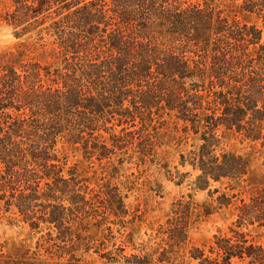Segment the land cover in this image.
<instances>
[{
    "label": "trees",
    "instance_id": "obj_1",
    "mask_svg": "<svg viewBox=\"0 0 264 264\" xmlns=\"http://www.w3.org/2000/svg\"><path fill=\"white\" fill-rule=\"evenodd\" d=\"M0 1L10 4V10L0 9V22L20 29L16 36L49 22L37 35L46 32L62 57V68L52 74L34 63L23 65L20 75L15 57L0 56V202L33 228L52 226L53 246L71 244L76 235L71 223L91 205L80 194L81 180L62 174L54 153L58 138L81 144L85 156L97 160L136 139L143 155L149 134L144 125L129 131L136 118L143 124L153 121L152 114H173L200 134L195 160L204 187L210 180L247 175L243 157L213 152L219 128L253 141L263 138L264 39L254 25L214 18L216 0ZM223 1L264 23V0ZM45 77H52L50 85L43 84ZM7 110L28 114L16 117ZM113 121L122 129L119 134L104 129L110 131L108 147L94 133ZM111 191L102 201L116 217L125 216L117 189ZM188 218L189 207L178 203L162 229L168 249L159 252L158 263L169 262V254L185 242ZM234 225L230 236H215L207 251L193 248V264H264V241L256 244L241 231L264 227V184L240 200ZM123 252L107 251L100 258L103 264H151L148 255ZM0 264L36 263L0 256Z\"/></svg>",
    "mask_w": 264,
    "mask_h": 264
},
{
    "label": "rangeland",
    "instance_id": "obj_2",
    "mask_svg": "<svg viewBox=\"0 0 264 264\" xmlns=\"http://www.w3.org/2000/svg\"><path fill=\"white\" fill-rule=\"evenodd\" d=\"M0 9L10 10L9 2L0 1ZM213 15L254 25L264 39L262 19L243 12L238 4L216 0ZM48 25L46 22L31 33L16 36L20 29L0 22V56L15 57L14 68L18 74L23 75L25 64L37 63L51 74L62 68V57L51 45L52 38L46 32L37 35ZM51 78L45 77L43 84L50 85ZM7 113L16 117L28 114L27 110H7ZM151 118V123L144 121L143 124L136 118L135 127L129 129L136 131L142 125L147 129L150 146L143 155L138 152L136 139L107 159L97 160L86 157L81 144L71 145L58 138L54 153L60 160L63 176L69 178L74 174L81 180L80 194L91 203L86 208L88 213L80 214L78 220L71 223L74 234L80 235V239L77 241L74 235L71 244L55 247L52 240L57 232L52 226L41 224L33 228L14 208L6 212L0 202V256L36 264H103L101 254L123 249V255H148L151 264H160L157 262L159 252L168 249L162 241L165 238L162 229L167 227V220L173 217L178 203L189 207L187 238L169 254V262L162 264H193L190 258L193 248L207 251L215 236H230V231L236 229L234 223L240 200L247 198L253 187L264 184V129L263 138L253 141L244 133L219 128L213 155L241 156L248 162V172L240 180H210L204 187L199 179V162L195 160L202 144L200 134H194L190 126L178 121L173 114H152ZM107 128L119 134L122 127L113 121L94 133L110 147V131L104 130ZM3 167L0 164V168ZM113 189H117L122 198L125 216L116 217L102 201L107 193L114 194ZM63 204L70 207L66 200ZM241 231L256 244L264 241V227L251 226ZM71 245L75 247L70 249Z\"/></svg>",
    "mask_w": 264,
    "mask_h": 264
}]
</instances>
